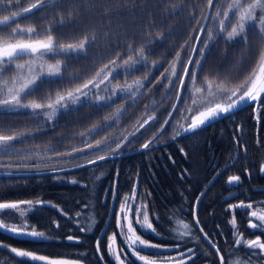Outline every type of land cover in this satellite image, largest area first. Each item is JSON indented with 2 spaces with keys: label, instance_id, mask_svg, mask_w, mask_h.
<instances>
[{
  "label": "trees",
  "instance_id": "16d2710c",
  "mask_svg": "<svg viewBox=\"0 0 264 264\" xmlns=\"http://www.w3.org/2000/svg\"><path fill=\"white\" fill-rule=\"evenodd\" d=\"M223 1L226 4L227 0H221L220 4L214 2L210 14H215ZM34 2L19 0V5L23 8ZM207 8V0H62L55 7L37 8L11 26L0 28V37H7L16 23L25 28L35 27L36 32L41 33L35 37L37 39L46 37L43 34L51 28L57 46L78 44L85 37L92 41L95 37L83 53L48 59L51 63L61 61L62 76L51 79L52 82L38 84V90L27 96L29 100L44 102L57 92H68L80 87L88 80H93L105 65L112 67L111 61L117 60L118 56L119 70L109 82L148 77L144 91L135 103L131 98L124 99L122 95L102 104L83 102L58 113L52 124L43 123L40 117L34 118L29 111L0 113V129L4 130L0 134L22 133V139L13 143L40 150L44 156L41 159L36 155L37 161L13 163L11 159L16 158V155L0 154V164L13 165L11 168H0L1 173L41 172L53 167L66 169L85 164L88 159L96 158L91 155L95 150H86L85 154L73 153L72 156L55 154L70 151L73 147L83 148L84 139L94 144L96 140L108 137L111 143L113 137L122 139L128 136L117 157L98 161L94 165L39 175H0V202L37 199L45 202L27 213L26 219L29 225L50 237L36 242L27 236H12L0 231V243L50 258L100 264L95 243L113 198V214L100 240V254L105 264H114L107 254L106 239L114 232L118 205L125 195L132 193L135 186L136 200L147 205L155 229V232L139 231L142 239L162 247L175 248L179 244L180 247H176L178 251L192 249L189 253L191 259L185 260V264H219L216 254L202 240L192 219L195 200L205 190L197 207L196 218L204 234L217 245L224 264H264V255H252L253 250L235 244L234 229L230 223L234 216L243 239H256L259 236L264 242V230L252 229L248 225L250 219L259 223L249 215L251 209L229 208V205L244 202L264 210V173L260 171L264 164V96L255 112L252 104L198 131L173 139L175 131L181 130L179 123L185 125L188 121L181 120V111L191 105L190 93L194 89L189 75L185 77L183 89H180L179 81L176 80L175 87L166 92L168 81L161 78V73L169 67L177 51H181L182 59L187 62ZM13 9L19 10L15 3ZM5 14L9 13L0 8V16ZM61 20L64 21L62 25ZM211 23L212 20L208 19L207 25ZM213 35H216L215 31ZM246 35V43L226 42L221 36L210 44L198 69L196 87L204 86L205 77L215 82H226L229 87H233L252 73L259 53L264 49V36L256 29H251ZM201 37L207 39V29H204ZM149 41L154 43L144 48L145 53H148L147 66L138 61V70H130V74H127L122 67L123 61ZM181 45H185V48L181 49ZM130 47L133 50L131 52ZM201 47L203 44L198 42L194 59H200ZM189 68L195 69L196 65L193 63ZM182 74L181 69L179 75ZM71 76H79V79H70ZM158 80L162 82L157 83ZM178 90L181 91L178 107L169 123L160 130L176 101ZM202 98V101L197 102L200 107L212 100L206 91ZM223 98L220 96L216 99ZM121 105L125 106L126 111L119 122L105 127L104 118L112 116ZM191 114L185 112L186 116L190 117ZM152 115L156 119L137 132L139 125ZM93 128L95 132L86 137L80 136V133L87 134ZM133 132L135 136L129 135ZM149 140L152 143L148 149L135 152ZM46 148L52 151L43 153ZM48 156L53 159H47ZM231 175L240 177L239 184L228 183ZM73 180L76 183H72ZM77 213L80 215L77 216ZM17 217V214L12 213L9 218L6 215L2 218L7 223H20ZM93 218L95 225L91 231L81 232L80 227L87 229ZM178 222L192 226L191 235L179 241L171 230L179 228ZM69 235L76 239L68 241ZM254 251L259 253V249ZM0 264L26 262L15 257L8 249L0 248ZM127 264L141 263L129 257Z\"/></svg>",
  "mask_w": 264,
  "mask_h": 264
},
{
  "label": "snow or ice",
  "instance_id": "6c2138e0",
  "mask_svg": "<svg viewBox=\"0 0 264 264\" xmlns=\"http://www.w3.org/2000/svg\"><path fill=\"white\" fill-rule=\"evenodd\" d=\"M62 0H35L34 3L29 4L27 7L20 8L19 0H0V8H3L9 14L0 16V28L5 26H11L13 22L18 21L20 18L24 17L26 14L31 13L34 9L42 8L45 6L55 7L57 4L61 3ZM220 4L221 0H207L208 7H212L213 4ZM16 4L17 9H13V4ZM259 12V14H258ZM230 14L232 17L236 18V23L232 25L231 31L227 32V36L224 37L226 42H231L237 37L243 39L247 42L246 31L250 24L258 26L259 32L264 34V0H252L251 3L246 2V0H231L227 4V7H218L215 14H205V19H211L219 25V31H215V25H200L201 30L207 29V39L203 40L201 36L197 35L195 39L203 44V47L199 48L200 59H194L192 55H189L187 62L182 59L181 51L176 52V56L172 62H170L169 67L161 73L162 79H167L168 84L165 85L166 92L176 85V80L179 81L180 89H183L186 83L185 77L191 76V84L194 89L190 93L191 105L187 106L181 111V120L189 119V116L185 115V112L191 114L196 111L195 115H191V123L185 126L179 123V127L184 133L194 132L195 130L205 126L209 122L216 120L222 116H226L232 113L234 110L238 109L242 104L248 105L251 102H258L264 94V49L259 53V59L257 61L256 68L253 69L252 73L245 78V80L233 87H229L226 82H215L209 80L205 77L204 86L196 87L198 69L202 65V59L204 58L206 51L209 49L210 44L219 39L225 31H227V25L231 24ZM222 17V18H221ZM63 20L60 21L62 25ZM199 23V22H198ZM53 29H49L43 35L46 39H37L36 36L41 35L37 33L35 27H21L19 23H16V27L12 28V31L7 34V37H0V76H3L6 71H15L16 75L12 76L10 80L0 81V111L2 112H19L21 109L27 110L31 109L34 118H39L42 114L45 121H53L60 109L67 110L69 102L72 104L79 103L81 97H87L90 95V86L96 89L100 88L101 84H104L109 76L115 73L116 68L119 67L118 59L111 61L112 67L105 65L99 72L96 73V77L93 80H88L86 83L74 90L68 91L65 95L57 93L55 99L49 97L47 103H39L35 100L29 101L28 103H23V100L27 96L32 95L38 90V82H52L51 78L61 77L63 72V67L60 60H56L55 63H47L48 59L55 58L56 56H68L73 53H83L85 52L89 43L94 42L95 37L92 41H89L87 37L80 40L78 44L69 43L67 45L61 44L56 45L54 37L51 34ZM154 41H149L148 44H143L141 47L135 51L134 55H129L127 60L123 61L122 67L126 70L127 74H130V70H138L136 64L138 61L147 66L146 56L144 48L148 47ZM187 42H185V45ZM185 45H181V49L185 48ZM129 51H133L131 47ZM197 48L192 47V52H196ZM25 57L28 59L24 63H14L17 60H24ZM196 65L195 69L189 68V65ZM156 67L155 62H153V68ZM183 71L184 75H179V70ZM102 74L103 79L99 80V83H95L96 78L100 77ZM70 79H79V76H71ZM148 77L145 76L143 79H136L132 83H126L125 85H116V87L111 89L112 96L96 95V102L101 101H111L113 97L117 96V93L123 94L124 99L131 98L133 103L139 95L142 94L141 89L145 88V81ZM151 81H149L150 83ZM162 80H158L157 83H161ZM105 92L109 89L105 88ZM208 93V97L212 98L208 102L207 106H203V110H198L200 105L197 104V99L195 98L197 94L203 95L204 92ZM239 94V95H238ZM223 96L224 101H218L216 98ZM176 98L179 100L181 98V91L178 90L176 93ZM173 109L176 110L178 105L173 104ZM147 108V106H146ZM126 111L125 106L121 105L119 109L112 116H106L105 127H111L112 123H118L122 113ZM173 113H169V117ZM156 119L155 115L149 116L148 119L144 120L143 123L139 125L136 129L138 132L141 128H144L149 121H154ZM169 120H165L164 125L168 124ZM164 125L160 126V130L164 129ZM4 131L0 129V132ZM96 129H90L89 132L80 133L81 137H86L95 132ZM135 132L129 135L135 136ZM182 133L180 131H175L176 136H180ZM31 135V133H29ZM155 133L153 137H155ZM23 134L17 135H3L0 134V154L6 155H16L18 153L13 152L15 141H20ZM112 142L109 143V138L105 137L103 140H96L94 144L88 143L87 139L82 140L84 144L83 148L73 147L70 151L63 153H56V156H72L73 153L85 154L86 150H95L91 152L95 159H88L86 164H78L76 167H85L86 165H94L98 161H103L105 159L111 158V156L118 154L122 151L124 142L128 140V136H123V138L113 137ZM152 143V140L144 143L142 148L148 149ZM114 144V147H113ZM51 148H46L43 153L51 152ZM100 153H105L104 155ZM30 155H39L41 159L44 156L41 155L40 150L36 153H31ZM79 158V157H76ZM47 159L52 160L53 157L48 156ZM12 164H0V168H11ZM17 167H20L17 165ZM27 168V165H24ZM39 169V165L36 166ZM52 171H64L63 168L53 167ZM261 173H264V164L260 168ZM11 173H9L10 175ZM99 178V177H98ZM76 183V181H71ZM240 177L238 175H231L228 177V183L230 185L239 184ZM115 195V193H114ZM137 191L135 186L133 187L131 196L125 195L119 212L116 213V226L119 229V234L123 238L125 245L131 252V255L136 258V260L142 262V264H185L183 259L184 253L180 252V258L167 256L164 259L156 260L151 259L149 255H141V248H152L161 249L162 246L156 243H150L149 241L142 239L140 235L137 234L136 228L133 226L132 213L133 209L135 212V223L142 229H148L155 232L153 225L149 218V213L147 210V205L141 203L136 204ZM199 200V197L197 198ZM45 202L42 200H18V201H4L0 202V231L9 233L12 236H27L32 238L33 241L42 242L44 240L50 239L49 235L44 231L38 230L35 226L29 225L26 219V215L36 209L37 206H42ZM56 207L55 205H51ZM229 208H245L252 209L253 204L240 202L237 205H229ZM62 211V210H61ZM17 214L20 223H7L2 217L9 214ZM80 213H77L79 216ZM249 215L255 218L259 223H254L251 219L248 221V225L252 229L264 230V210H253ZM179 228H172L171 230L175 234V239L183 240L184 237L191 235V225L189 223L178 222ZM234 229L235 244L237 246L244 245L247 249L253 250L252 255H264V242L261 241L259 236L256 239H243L241 233H239L237 228V222L235 217L230 221ZM197 226L199 225V220H196ZM95 225V219L91 220L88 228L80 227L81 232L91 231L92 227ZM59 225H57L58 227ZM203 231V229H201ZM158 234V233H157ZM207 239V234H205ZM72 235L67 237L68 241H73ZM117 237L114 233L108 236V254L115 261V264H127L128 256L124 251L123 247L117 245ZM78 242V241H77ZM209 243H212L209 241ZM177 248L180 247L179 244L176 245ZM213 248H217V245L212 243ZM0 248L8 249L11 253L15 254V257H19L26 264H81L80 260H70L63 258H50L45 255H40L29 250H22L17 247H10L7 244L0 243ZM255 249H259V253L255 252ZM169 251V249H165ZM189 253L192 249L188 250ZM96 252L100 253V240L97 239ZM217 252L219 250L217 249ZM80 255H85L81 253ZM123 255V258H122ZM157 256H161V252L156 253ZM191 259V256H189ZM100 260L103 261V255H100ZM221 264H224V258L221 257ZM231 264V262H229Z\"/></svg>",
  "mask_w": 264,
  "mask_h": 264
},
{
  "label": "rangeland",
  "instance_id": "374dc122",
  "mask_svg": "<svg viewBox=\"0 0 264 264\" xmlns=\"http://www.w3.org/2000/svg\"><path fill=\"white\" fill-rule=\"evenodd\" d=\"M230 2H231V0H227V2H226V4H225V1H223L221 6H224V5H225L224 8H226V7H227V4L230 3ZM246 2L251 3L252 0H246ZM258 14H259V12H258ZM221 18H222V17H221ZM230 19H231V24H228V25H227V31H225V32L223 33V35H222L223 38L227 36V32H228V31H231L232 25H234V24L236 23V18H235V17H232L231 14H230ZM207 22H208V21H207ZM206 25H207V23H206ZM211 25H215V34H216V32L219 31V25H218L215 21H212ZM21 27H22V26H21ZM24 28H25V27H24ZM251 29H256L257 32H259L258 26L254 25V24H250V25L248 26V28H247L246 33L250 32ZM259 33H260V32H259ZM260 34H261V33H260ZM261 35L264 36V34H261ZM43 38L45 39L46 37H43ZM43 38H39V39H43ZM240 41H243V39L240 38V37H237L235 40H233V41H231V42L237 44V42H240ZM27 59H28V58L25 57L24 60H17V61H15L14 63H24L25 60H27ZM47 63H51V62L47 61ZM118 70H119V68L117 67V68H116V71H118ZM116 71H115V72H116ZM114 74H115V73H113L112 75H110V76H109V79L106 80V81L104 82V84H101L99 89H96L95 87L90 86V95L87 96V97H81L79 103L72 104V103L69 102L67 110H68L69 108H73V107H75L76 105L81 104V103H83V102H89V103L94 102V103H97V102H96V95L112 96L111 89L114 88V87H116V85H121V86H123V85H125L126 83H132V82L135 81L136 79H143V78H135V79H131V80H129V79H125L124 82H121V81H118V82H116V81H115V82L111 81V82H109L111 76H113ZM14 75H16V72H15V71H11V70L6 71V72L4 73L3 76H0V81H2V80H10L11 77L14 76ZM103 75H104V74H102L100 77L96 78L95 83H99V80L103 79ZM53 78H56V77H53ZM53 78H51V79H53ZM145 83H146V81H145ZM38 84H41V83L38 82ZM105 88L109 89V91L105 92V91H104ZM73 90H74V89H73ZM70 91H71V90H70ZM142 91H144V89H141V92H142ZM57 93H59V94H61V95H65L67 92H57ZM57 93H55L54 95H52V96H50V97H51L52 99H55ZM119 95H122V96H123V94H121V93L118 92V93H117V96H119ZM117 96H116V97H117ZM116 97H113L112 100H114ZM203 97H204V96H203ZM47 98L49 99V97H47ZM195 98L197 99V102H198V103H199L200 101L203 100L202 95H200V94H197ZM48 99H47L46 101H44V102H39V103H47ZM112 100H111V101H112ZM29 101H32V100H29V98L26 97V99L23 100V103H28ZM36 102H37V101H36ZM106 102H109V101H101V102H99L98 104H100V103L102 104V103H106ZM20 111H29V112L32 113V110H31V109H27V110L21 109ZM20 111H19V112H20ZM63 111H66V110L62 108V109L59 110L58 113L63 112ZM0 113H1V114H8V113H16V112H2V111H0ZM32 114H33V113H32ZM39 117L41 118V120L43 121V123H49V124H52V123L54 122V120H55V118H54L53 121H45L44 116H43L42 114H41ZM13 152L18 153V154H16L17 157L14 155L16 158L11 159V161H12L13 163H16V162L24 163V162H30V161H32V160H36V161L38 160V158L35 159V158H36V155H30L31 153H34V152L36 153L37 151L32 150V149H30V148L28 149V147L17 146V145L14 144ZM19 163H17V164H19ZM129 196H131V194H130ZM123 199H124V198H123ZM123 199H122V201H123ZM122 201H121L120 204L118 205L117 210H116V212H115V218H114V223H113V226H114V232H113L111 235H113V234L115 233V234H116V237H117V241H116V242H117V245H119L120 247H123V248H124V251H125V253L127 254L128 258H129V257H132V258H134V259L136 260V258L133 257V256L131 255V252L128 250L127 246L125 245L123 238H122V237L120 236V234H119V229H118L117 226H116V213L119 212V210H120V205H121ZM136 204H141V203L138 202V201L136 200ZM253 210H257V211H259V210H261V209L258 208V207H257V208L253 207V208L251 209V211H253ZM6 216H8V218H9V215H6ZM15 216H16V215H15ZM13 218H14V216H13ZM13 218H12V219H13ZM17 218H19V217H17ZM252 218H253V217H252ZM10 219H11V218H10ZM132 219H133V226L136 228L137 234H138L139 231H141V232H147V231H148V232H151V231H152V230H148V229H142V228H140L139 225H137V224L135 223V212H134V209H133V213H132ZM253 219L255 220V218H253ZM255 221H256V220H255ZM257 222H258V221H257ZM138 235H139V234H138ZM109 236H110V235H109ZM106 243H107L106 248H107V254H108V237H107V239H106ZM165 249H169V251H165ZM158 251L162 253L161 256H157V255H156V253H157ZM180 252H183V253L185 254L184 257H183L184 261L187 260V259L189 258V251H178V249H177L176 247H175V248H173V247H162V248L159 249V250H158V249H152V248H146V249H145V248H141V250H140V254H141V255H149V257H150L151 259H156V260L164 259V258H166L167 256H172V257H176L177 259H179V258H180V256H179V253H180ZM108 256H109V254H108ZM109 258H110V259L114 262V264H115L114 259H113L112 257H110V256H109ZM122 258H123V255H122ZM136 261H138V260H136ZM138 262L142 264V262H140V261H138ZM81 264H82V263H81Z\"/></svg>",
  "mask_w": 264,
  "mask_h": 264
},
{
  "label": "water",
  "instance_id": "95a60500",
  "mask_svg": "<svg viewBox=\"0 0 264 264\" xmlns=\"http://www.w3.org/2000/svg\"><path fill=\"white\" fill-rule=\"evenodd\" d=\"M36 9H34L32 12H34ZM31 12V13H32ZM31 13H28V14H26L25 16H28V15H30ZM206 14H210V7H208L207 8V12H206ZM24 16V17H25ZM23 18V17H22ZM21 19V18H20ZM207 21H208V19H205L204 18V20H203V22H202V24L201 25H206V23H207ZM203 31L204 30H201V27L199 28V31H198V33H197V35H199V36H201V34L203 33ZM44 39V38H43ZM46 39V38H45ZM197 43H198V41L195 39V43H194V46L196 47L197 46ZM194 53L195 52H191V55L192 56H194ZM257 66V65H256ZM256 68V67H255ZM239 95V94H238ZM264 96V94H262V97ZM218 101H224V98L223 99H219ZM260 101V100H259ZM259 101L258 102H251L250 104H248V105H245V104H242L238 109H236V110H234L232 113H230V114H228V115H226V116H222V117H220V118H218V119H216V120H213V121H211V122H209L208 124H206L205 126H202L201 128H199V129H197V130H195V131H198V130H200V129H202V128H204V127H206V126H208V125H210V124H212V123H214V122H216V121H218V120H221V119H223L224 117H227V116H229V115H231V114H233V113H235V112H237V111H239V110H241V109H243V108H245V107H248V106H250V105H254V108H253V111L255 112L256 111V107H257V105H258V103H259ZM177 102H178V100H177V98H176V101H175V103L174 104H177ZM208 104V103H207ZM207 104H205V105H202L200 108H198V110H203V106H207ZM171 113H173L174 112V109H173V107H172V109H171V111H170ZM196 114V111L193 113V114H191V115H195ZM169 115H168V117H167V120H169ZM191 123V119H190V117H189V119H188V121L186 122V124H185V126H187L188 124H190ZM165 126V125H164ZM194 131V132H195ZM180 132L182 133L181 135H184V134H189V133H192V132H188V133H184L183 131H182V129L180 130ZM142 149H144V148H140V149H138V150H136L135 152H138V151H140V150H142ZM118 155H113V156H111V158H114V157H117ZM86 164V163H85ZM87 166V165H86ZM78 168H81V167H76V166H74V167H71V168H66L64 171H68V170H74V169H78ZM56 172H63V171H56ZM56 172H54V171H52V170H49V171H41V172H4V173H1L0 172V175H5V176H8L9 175V173H11L10 174V176L12 175H15V176H17V175H27V176H29V175H39V174H48V173H56ZM204 191L205 190H203L199 195H198V197H199V200H197V198H196V200H195V203H194V207H193V224H194V226L197 228V230H198V232H199V234H200V236H201V238H202V240L214 251V253L216 254V256H217V258H218V261H219V264H221V254H220V252H217V249L218 248H213L212 247V241L207 237V239L205 238V234H204V232L203 231H201V228H200V226L198 225L197 226V224H196V220H197V218H196V211H197V207H198V204H199V201H200V199H201V197H202V195H203V193H204ZM113 197H114V195H113ZM113 198H112V201H111V205H110V210H109V212H108V216H107V219H106V221H105V224H104V226H103V228L101 229V231H100V233L98 234V237H97V239L99 238V240H101L102 238H103V236L105 235V233H106V230H107V228H108V225H109V223H110V220H111V218H112V214H113V206H114V204H113ZM97 239H96V243H95V252H96V246H97ZM209 241H211L212 243H209ZM100 253H97L96 252V256H97V259H98V261H99V263L100 264H105V262L104 261H101L100 260Z\"/></svg>",
  "mask_w": 264,
  "mask_h": 264
},
{
  "label": "flooded vegetation",
  "instance_id": "af4514ba",
  "mask_svg": "<svg viewBox=\"0 0 264 264\" xmlns=\"http://www.w3.org/2000/svg\"><path fill=\"white\" fill-rule=\"evenodd\" d=\"M182 75H184V73L182 74ZM180 87V86H179ZM254 108V107H253ZM254 112V111H253ZM170 119V118H169Z\"/></svg>",
  "mask_w": 264,
  "mask_h": 264
}]
</instances>
